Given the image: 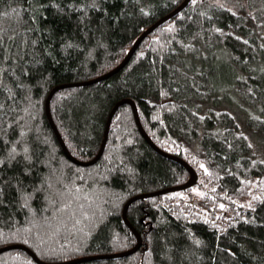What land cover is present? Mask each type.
<instances>
[{
  "label": "trees",
  "instance_id": "1",
  "mask_svg": "<svg viewBox=\"0 0 264 264\" xmlns=\"http://www.w3.org/2000/svg\"><path fill=\"white\" fill-rule=\"evenodd\" d=\"M246 1L240 8L233 1L220 0L225 8L215 9L208 7L211 0H203L194 9L189 0L155 26L119 70L87 82L116 67L141 33L171 14L183 0H95L100 5L96 9L71 11L60 8L72 0H0V27L10 29V39L0 46V66L12 68L0 77V104L4 105L0 109V157L8 155L13 143L23 149L24 144L17 139L21 128L33 157L32 162H26L21 151L11 163L0 165V228L11 217L9 228H4L7 235L35 215L50 221L57 233L45 245L55 255L42 253L35 227L31 228L33 238L21 234L19 239L0 241V247L25 245L41 261L50 263L126 251L136 245L137 238L122 218L125 202L137 194L181 185L190 177L183 164L151 147L127 102L119 104L111 118L99 159L85 166L71 161L49 123L45 99L53 87L72 84L53 93L49 110L73 157L88 160L96 155L111 108L130 99L155 146L184 160L196 177L186 188L145 196L128 205L127 220L141 240L134 252L71 264H264V198L252 199L253 194L264 197V164L251 163L257 157L264 159V151L258 147L252 155L247 142L235 137L232 118L223 112L215 115L227 108L258 146L264 139V123L248 118V110L264 115V49L259 48L264 41L256 31L264 19V0ZM201 11L211 19L202 18ZM30 15L36 19H29ZM173 22L175 30L165 27ZM188 37L194 38L196 48L184 49L179 43H189ZM141 51L143 57L138 55ZM5 55L9 61L3 60ZM25 67L28 74L21 77ZM242 74L250 79L238 80ZM20 83L23 89L17 87ZM248 87L255 90V97L246 92ZM229 143L232 148H228ZM201 160L209 173L199 168ZM25 166L31 171L22 175L27 186L24 190L32 196L18 200L14 180ZM61 172L80 186L78 191L73 188L64 197L55 195L57 189L63 190L57 179ZM241 177L256 183L242 185ZM49 178L51 187L46 182ZM192 188H199L205 196ZM248 201L253 208L236 203ZM219 203H224L225 209H220ZM40 231L47 232V225ZM114 235L122 239L114 243ZM229 248L235 256L225 251ZM29 261L38 264L20 248L0 252V264Z\"/></svg>",
  "mask_w": 264,
  "mask_h": 264
},
{
  "label": "snow or ice",
  "instance_id": "2",
  "mask_svg": "<svg viewBox=\"0 0 264 264\" xmlns=\"http://www.w3.org/2000/svg\"><path fill=\"white\" fill-rule=\"evenodd\" d=\"M188 2H189V0H185V3H188ZM190 3L193 6V8L195 9L198 4L203 3V0H190ZM99 6H100L99 4L95 3V0H93L92 3H88L85 0V2H81L79 4H77L75 2V0H72L71 3H65L64 7L60 8V10L64 11L65 9H68L69 11H71V10H86L88 8L96 9ZM183 6L184 5H181L180 7L183 8ZM237 6L240 7V8L244 7V5H242V4H238ZM262 6H264V5H262ZM40 7H45V5H40ZM57 7H59V5H57ZM208 7L209 8H215V9H224L225 8V4L220 2V0H211V2L209 3ZM227 10L230 11V12H233V14H237L238 15V13H236L233 8H228ZM12 11H17V10L13 9ZM3 15L7 16L8 12H5ZM180 16L183 17L184 13L180 12ZM200 16L202 18H205V19H211L210 17H208V14H207L206 11H201L200 12ZM20 19H22V17H20ZM29 19L34 21L36 19V16L35 15H30ZM81 19H83V16L81 17ZM188 19H192V18L188 17ZM251 19L255 20L256 16L255 15H251ZM174 26H175V22H173L172 24L166 25L165 27L167 29H169V30H175ZM9 31H10V29H8V28L0 27V46L4 45V42H5L6 39H10V37H8V35H7V33ZM27 31H31V29H27L26 32ZM201 31H203V29H201ZM215 31L216 32H222V29L215 28ZM256 31L259 33V38L262 41H264V19L259 21V24L257 25ZM15 35H16V33L13 32V36H15ZM237 38L243 40L246 44L250 43V41L245 39L244 37H237ZM188 40H189V43H184L183 41H179V43H181V45H182V47L184 49L196 48L197 45H196L195 42H193L194 38L193 37H188ZM32 43L36 44L37 42L36 41H32ZM253 47H255V46H253ZM259 48L260 49H264V42H261L259 44ZM171 51L172 52H176V49L173 48V49H171ZM138 55L143 57L145 54H144V52L141 51L140 53H138ZM205 56H206V53H205ZM3 60L4 61H9L10 57L5 55V56H3ZM244 62L245 63L248 62V57L247 56H245ZM24 63L27 64L28 62L25 60ZM11 71H12V68L10 66H8V67L0 66V77H3L4 74H6L7 72H11ZM27 74H28V67H25L20 72V75H21V77H23V76H26ZM237 79L238 80L247 81V80L250 79V77L247 76V75H243L242 74L241 76H238ZM17 87L20 88V89H23L24 85H23V83H20V84L17 85ZM197 90L199 91L200 89H197ZM246 92L248 94H251L252 97H255V95H256V92H255V90L252 87H248L246 89ZM161 94L163 95V93H161ZM11 98H14V94H13V97H11ZM149 103H154V101L150 100ZM183 106L185 108L187 107V105H183ZM3 107H4V105L0 104V109H2ZM240 107H243V105H240ZM261 111H264V108H261ZM222 112L226 113V115L228 117H231L232 120L235 122V128L237 129L235 131V137L239 138V139H242V140L247 142V147L249 149H252V155H256L258 147H259L260 151H264V139L260 140V143H259V146H258L250 138V134L247 131L244 130L243 123L240 120L237 119V117L235 116L233 111H230L227 108H223V109H220L219 111H216L215 115L216 116H220ZM193 114L195 116L199 117V119H201V120L204 119V115H202L200 112H196V111L193 110ZM248 118L256 119V120H259L262 123H264V115H257L255 113L251 112V110H248ZM152 119L156 120L157 116L153 115ZM161 123H163V121H161ZM24 132H25V129L21 128V135H20V137L17 138V139H20L21 143L24 144L23 149L17 148L16 144L13 143L12 144V148L8 150V155L6 157H0V165L5 164L6 162L7 163H11L13 160L16 159L17 153L21 152V151L24 153V156H23L24 161H26V162H32L33 161L32 155L29 154V150H28L27 144L23 140ZM117 139H119V137H117ZM131 142H132L131 140L128 141L129 144H131ZM173 143H176V142L173 141ZM232 147H233V145L231 143H229L228 144V148H232ZM177 150H179V144H177ZM184 151H188V149L185 148ZM193 160L196 161V157H193ZM251 163L253 165H255L256 163L264 164V159H260L259 157H257V159L251 160ZM198 166L204 173H209V168L205 165L203 160L198 162ZM30 171H31V168L25 166L21 170V176H18L14 180V184H15L16 190L18 192V197H17L18 200L19 199L27 200L28 198H30L32 196V193H28V192H26L24 190L27 186L23 184V179H22V175L24 173H29ZM223 174L224 173L222 172L221 175H223ZM229 174L238 175L236 173H229ZM57 179L63 185V190L62 191L57 189L56 192H55V195H58L60 197H64L65 194H71L72 191H73V188H75L77 191L80 188V186L78 184H74L73 181L68 179L62 172L58 175ZM65 180H67V184H64ZM240 180H241V184L242 185H252V184L256 183L255 180H245L242 177L240 178ZM46 182L48 183L49 187L52 186L50 178ZM262 182H264V180H262ZM41 183H45V181H42ZM2 191H3V189H0V192H2ZM191 191L198 193L200 196H205V192L200 191L199 188H192ZM247 191L251 194L252 193V188L248 187ZM170 195H172V196L181 195L182 196L184 194L183 193H171ZM48 198L53 204L55 203V200L52 199V193L48 194ZM76 198L79 199V197H76ZM260 198H264V197H261L258 194H253V196H252L253 200L260 199ZM212 199L215 200V197H212ZM4 203H7V202H4ZM70 203H71V201L69 200L68 204H70ZM236 203H237L238 207L244 206V207H247V208H250V209L253 208V203L251 201L244 202L243 205H241L239 202H236ZM68 204H61V207H68ZM218 206H219L220 209H225V207H226V205L224 203H219ZM84 215L87 216L88 213L85 212ZM236 215H239V213H236ZM226 219L232 220L233 224L236 223V221L234 219H232L231 217H228ZM240 219L244 220L245 222L248 221V217H246V216H240ZM2 223L4 225V228H9L10 224L12 223L11 217H9L8 220L3 221ZM262 223H264V221H262ZM45 225H47V232H43L42 233L40 231V228L45 226ZM32 227L37 228V232L35 233V240H36L37 246L41 248L42 253L55 255V253H52L49 248L45 247V245H46V242L49 241L51 236H55L57 233L52 231V225H51L50 221H48L46 218H40V217H37L35 215H33L30 220L25 221L19 229H15V230L10 229L8 231L7 235H5L4 228H0V241L6 242L7 240H10V239H19V238H21V234H25V233L28 235V238L31 239V238H33V233L31 232V228ZM56 227L58 229L59 225H57ZM120 239H122V238H120V237H118L116 235L112 236V242H114V243L119 242ZM196 243L199 244L200 241L197 240ZM225 251L228 252V254H230V255H233V256L236 255L234 252H232V249H230V248L226 249ZM28 264H31V261H29Z\"/></svg>",
  "mask_w": 264,
  "mask_h": 264
},
{
  "label": "water",
  "instance_id": "3",
  "mask_svg": "<svg viewBox=\"0 0 264 264\" xmlns=\"http://www.w3.org/2000/svg\"><path fill=\"white\" fill-rule=\"evenodd\" d=\"M186 4L185 3V0H183V2L169 15H166L165 17L161 18L160 20H158L157 22H155L153 25H151L149 28H147L145 31H143L141 33V35L135 40V42L133 43L132 47L129 49V51L127 52L126 56L123 58V60L116 66L114 67L113 69L107 71L106 73L98 76V77H95L87 82H95V81H98V80H101L111 74H113L114 72H116L117 70H119L127 61L128 59L130 58V56L132 55V53L135 51L136 47L138 46V44L140 43V41L155 27L157 26L159 23H162L166 18H168L170 15H173L175 14L181 7V5H184ZM72 84H63V85H57L55 87H53L48 95L46 96V99H45V112H46V115H47V118L49 120V123L60 143V146L62 147L65 155L71 160L73 161L74 163L76 164H79V165H91L93 163H95L100 155L102 154L103 152V149H104V146H105V143H106V140H107V136H108V129H109V125H110V121H111V118L116 110V108L119 106V104L123 103V102H127L131 105L132 107V110H133V113H134V118H135V122L137 124V127L139 129V131L141 132V134L143 135V137L146 139V141L151 145V147L169 157V158H172V159H175L177 161H179L181 164H183L187 170L189 171L190 173V177L189 179L181 184V185H176V186H171V187H167V188H164V189H161V190H158V191H155V192H150V193H144V194H137V195H134L132 197H130L126 202L125 204L123 205L122 207V218L124 219L126 225L133 231V233L136 235V238H137V243L134 247H132L131 249H128L126 251H122V252H118V253H115V254H110V255H99V256H88V257H82V258H77V259H72V260H67V261H63V262H54V263H50V262H44V261H41L36 255L35 253L29 249L28 247H26L25 245H21V244H11V245H7V246H4V247H0V252L4 251V250H7V249H11V248H20V249H23L25 250L31 257L32 259L37 262L38 264H71V263H75V262H78V261H82V260H87V259H94V258H98V257H112V256H123V255H127L129 253H132L134 252L140 245V237H139V234L137 233V231L133 228V226L129 223V221L127 220V217H126V210H127V207L128 205L136 200V199H139V198H143L145 196H151V195H157V194H161L163 192H168V191H174V190H178V189H183V188H186L188 186H190L194 180H195V173L193 171V169L182 159H180L179 157L175 156V155H171L167 152H164L162 151L161 149H159L157 146H155V144L151 141V139L148 137V135L146 134L145 130L143 129L141 123L139 122V119H138V115H137V111H136V107H135V104L133 103L132 100L130 99H124V100H121V101H118L117 103H115L113 105V107L111 108L110 112H109V115L107 117V120H106V123H105V127H104V131H103V137H102V140H101V144H100V147H99V150L98 152L96 153V155L94 157H92L91 159H88V160H81V159H77L75 157H73L71 155V153L68 151L67 147L65 146V143L63 142V139L61 137V135L59 134L52 118H51V115H50V110H49V103H50V99L53 95V93L57 90V89H60L62 87H67V86H70Z\"/></svg>",
  "mask_w": 264,
  "mask_h": 264
},
{
  "label": "rangeland",
  "instance_id": "4",
  "mask_svg": "<svg viewBox=\"0 0 264 264\" xmlns=\"http://www.w3.org/2000/svg\"><path fill=\"white\" fill-rule=\"evenodd\" d=\"M227 1H233V4L238 5V4H242V5H246L247 1L246 0H227Z\"/></svg>",
  "mask_w": 264,
  "mask_h": 264
}]
</instances>
